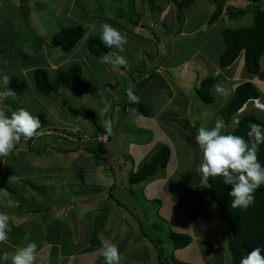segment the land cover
I'll list each match as a JSON object with an SVG mask.
<instances>
[{
    "label": "rangeland",
    "instance_id": "1",
    "mask_svg": "<svg viewBox=\"0 0 264 264\" xmlns=\"http://www.w3.org/2000/svg\"><path fill=\"white\" fill-rule=\"evenodd\" d=\"M199 3L200 0H0V74L27 82L22 94L5 96L2 93L9 87L0 79V98L4 101L0 100V108H4L9 116L25 108L35 116L44 113L49 120L46 128L31 139L24 140L22 137L14 147L15 151L28 153V149L31 152L28 153L30 158L26 154L29 163L27 158L15 157L14 151L5 156L7 162L11 160L6 175L9 178L13 174L15 178L10 179L25 200L21 207L29 222L35 216L34 207L27 200L29 189L32 193L46 190L55 203L64 204L73 197L75 203L79 204L77 199L84 203L78 213L71 214L69 208L63 210L62 217L70 231L77 229L84 211L98 209L99 214L92 212L82 221L87 230L92 224H97V229L103 227L99 231L100 237H121L125 229L122 223L119 226V222L123 219H127L129 224L131 220L141 221L136 224L144 225L142 233L148 234L153 244L159 247V241L162 245L165 263L177 264L172 260L174 246L169 240L170 232L191 236L188 234L190 230L199 231L200 240L196 243L205 258L213 256L210 244L204 241L209 238L212 241L221 239L228 252L226 224L221 220L216 205L213 201L212 207L206 201L200 204L198 198L192 195L196 193L210 200L203 189L205 178L197 171L202 151L194 141L195 135L200 127L213 128L216 120L222 119L217 110L219 100L210 104L203 102L196 94V87L204 77L215 73L210 70H213L222 52L220 30L245 26V19L222 17L208 24L211 15ZM249 3L234 7L252 9V3ZM182 6L192 14L184 12L183 15ZM261 7L264 8L262 3ZM252 12L248 11L245 15ZM179 14L180 19L177 18ZM102 23L127 34L128 40L123 49L112 46L107 54L123 56L125 65L118 67L101 63L88 51V40L101 37ZM72 25H81L85 31L74 48L64 51L49 45L57 32ZM180 28L184 30L182 35L178 33ZM39 40L45 44H39ZM202 57H207V61ZM185 61L191 67L185 66ZM72 65L81 67L82 79L89 84L83 93L62 85L50 95L38 91L34 82L35 69H46L49 78L53 79L57 70ZM183 65L189 68H183ZM167 67L174 69L169 72L174 79L165 78ZM196 68L200 71L196 72ZM183 69L190 70V74L180 79ZM246 74L243 71V75ZM145 79L147 83L138 91V96L149 110L148 117L130 108L124 109L126 89L130 83L138 86ZM182 81L187 85L186 101L182 100L184 98L179 90ZM224 85V81L223 85L220 82L222 88ZM172 95L176 101L168 103ZM182 103L187 105L186 109ZM83 111L94 112L104 132H97ZM244 111L248 112L249 108ZM232 123L235 121L230 125ZM230 125L225 124L224 133L231 132ZM137 140L136 147H131V142ZM160 144H168L174 150L167 167L159 172L162 175L174 174L170 182L178 192H172L171 197L161 194L158 187L150 184V178L143 184L133 185L135 189L131 191L130 172L147 162ZM85 145H95L97 149L102 147L107 159H98L84 149ZM1 171L4 172V169L1 168ZM6 181V188H12L11 182ZM183 184L192 186V192H185L181 187ZM166 201L173 203L166 204ZM43 204L46 202L38 203V207L43 208ZM113 204L126 206L132 214L126 209L117 216H112L114 211L105 212L111 205L115 209ZM175 207L180 209L178 213L174 211ZM197 208L200 211L193 215V210ZM61 210L62 207H56V212ZM42 212L38 211V214ZM74 215L78 216L71 225ZM50 221L51 217L47 214L39 225L28 224L30 226L25 227V232L32 233L31 237L36 238L33 235L35 228L42 225L43 231L47 232ZM189 221H192L189 223L191 227L187 223ZM205 224L211 227L206 228ZM54 228L55 231L67 230L58 228L56 224L51 229ZM68 234L65 233V237ZM72 247L65 245L64 248L73 252L75 248ZM179 253L192 254L184 250ZM218 258L221 259V255L216 256L217 261ZM127 262L122 259L120 264ZM102 264H105L104 258ZM207 264L214 263L210 261Z\"/></svg>",
    "mask_w": 264,
    "mask_h": 264
},
{
    "label": "trees",
    "instance_id": "2",
    "mask_svg": "<svg viewBox=\"0 0 264 264\" xmlns=\"http://www.w3.org/2000/svg\"><path fill=\"white\" fill-rule=\"evenodd\" d=\"M216 9L210 17L208 23L213 24L218 21L224 12L229 13V16L235 18H241L248 11L255 13L254 21L251 26H244L239 28H225L222 30L223 51L219 57V64L221 67H229L235 62L242 51H245V72L247 76L249 74L263 76L264 72L261 71V57L264 54V8H258L254 2L258 0H248L252 2L251 8H235L233 5H227L225 7L224 0H215ZM181 14L178 15L179 19ZM85 35L83 26L72 25L62 28L57 32L49 42L52 47L61 48L64 51H69L75 47L77 42ZM39 44L43 41L39 40ZM88 51L100 58L108 54L109 48L105 46L100 38L91 37L87 43ZM219 75L212 74L204 77L200 85L196 88L197 96L205 103H213L215 101L211 89L218 81ZM35 86L41 93L45 95L53 94L57 91L59 86H65L72 91L83 93L89 86V84L82 79V69L78 65H72L67 69H59L53 79H50L48 72L44 68H37L34 71ZM147 81L146 79L138 86L134 87V93L138 96V91L141 90ZM7 86L17 94H22L27 88V82L18 79L11 78ZM139 97V96H138ZM261 97L260 90L249 80H245L236 86L234 93L228 103L221 109V115L226 124H229L231 118L237 113L249 100L259 99ZM135 109V111L141 113L144 116H150L149 110L146 105L140 100L138 104H130L128 99L124 104V109ZM85 118L95 126L97 132H104V128L98 123V118L94 112L83 111ZM41 126L36 131L39 132L46 128L49 124V120L44 113L38 114ZM251 123H257L264 125V119L256 116L253 113L244 114L239 120L236 127L227 133L243 136L246 140L249 139L248 131L250 130ZM35 133V134H36ZM99 134V133H98ZM107 144V143H106ZM105 144H102V146ZM91 154L98 159L106 160L103 155V148H96L95 145L84 146ZM73 149V148H71ZM258 160L264 165V144L259 146ZM172 156V150L168 144H160L151 158L144 162L138 169H134L129 174L130 189L133 191V185L140 184L145 180L152 178L160 170L167 167ZM206 185L203 187L205 194L216 204L218 213L221 220L226 224V237L227 245L231 252L230 264H239L240 259L251 252L255 247H261L264 249V185L254 193V203L247 208H232L229 192L232 189L231 185H227L223 182V178L217 177H205ZM117 179V177H116ZM182 181V179H180ZM182 189L187 192H192V186H186L183 184ZM121 192V191H120ZM121 207L128 210V208L122 204ZM199 208L193 210V215L199 212ZM129 212V210H128ZM131 213V212H129ZM132 214V213H131ZM139 218L141 215L137 214ZM141 222V221H140ZM144 228V225H141ZM148 235V234H147ZM149 236V235H148ZM150 237V236H149ZM169 240L172 245L179 249L188 246L192 238L191 236L183 233L170 232ZM159 245V260L161 262L166 261L163 254L160 242ZM73 248V247H72ZM170 264V263H165Z\"/></svg>",
    "mask_w": 264,
    "mask_h": 264
},
{
    "label": "crops",
    "instance_id": "3",
    "mask_svg": "<svg viewBox=\"0 0 264 264\" xmlns=\"http://www.w3.org/2000/svg\"><path fill=\"white\" fill-rule=\"evenodd\" d=\"M224 2H225V7H227V5H233L236 7L246 6L249 2H250L249 4L252 3L251 1H248V0H234V1L224 0ZM257 3L259 6H261V3L264 5L263 0H258ZM199 4L204 5L206 7L207 11L209 12V15H212L216 9L215 0H200ZM180 10L183 13V15H185L184 12H187L188 14H192V12L184 6H182ZM222 17H226L229 19L235 18V17L229 16V13L227 12H224ZM222 17L220 19H222ZM254 17H255L254 13L252 12V14L243 15L241 18L245 19V24H244L245 26H251L253 24ZM177 18L179 17L177 16ZM241 27H244V26H241ZM222 30H220L221 32L218 34L221 36V46H222V51H223L224 45H223V40H222ZM183 31H184L183 28H180L178 33L182 35L184 33ZM220 54L218 55L217 60L214 63V68H212L213 70H210L219 75L218 81L214 84V86L211 89V93L215 99L213 103H216L217 100H219V103H220L219 107L217 108L218 112L220 113V110L231 99L236 86L245 80H249L253 84H255V86L260 90L261 97L259 99L249 100L245 104L244 108H242L236 114L237 118L239 119L240 117H242L244 114H247V113H253L256 116L264 119V75L263 76L262 75L261 76L252 75V74H249V76L243 75V71L245 72L244 51L240 54L239 58L233 63V65H231L230 67L224 68V69L219 64ZM202 58L205 61H207V57H202ZM184 63H185V66L187 65L191 67V65L188 62L185 61ZM185 66L183 65V68H189ZM157 69H159V67H157ZM173 70L174 69H171V67L170 68L167 67L165 69V71L167 72L165 78H169V80L170 78L174 79L172 75L169 74V72H172ZM189 71L190 70L184 71L183 69L182 73L179 76L180 79L183 78L184 75L186 78L190 74ZM199 71H200L199 68H196V72H199ZM261 71L262 73L264 72V54L261 57ZM213 72H208V73L210 74ZM223 81L225 82V85L223 86V89H225V91L218 92L217 85L220 86V82L223 85ZM184 82L185 81H182L179 90H180V94H182V98H184L182 100L186 101V99H188L186 96L188 91L186 89L187 85H185ZM191 90H192V85H191ZM169 99L170 100H168V103L176 101L174 100L173 95L170 96ZM182 106L184 107V109H186L187 105L182 103ZM246 107L249 108V111L248 112L244 111L243 113V110L246 109ZM260 109L262 110L259 112L258 110ZM237 118L232 119V122L235 121V123H232V125H230L231 126L230 130H232V128L233 129L235 128L236 123H237ZM146 135H149V134L147 133ZM136 142H138V140L132 141L130 144L131 147H136ZM170 148L172 150V153L174 154L173 152L174 150L172 146H170ZM18 149L20 150V148ZM15 150L17 149L13 150L14 156L22 157L21 159L27 158L26 154L31 153L30 151H28V149H26L28 153L26 152L23 153L22 151H15ZM154 150L156 151V148ZM30 157L31 155H29V158ZM26 160H27L26 162L29 163L28 161L29 159L27 158ZM10 163H11V160L7 162L5 156H3V158L0 157V183H1L0 184V213L7 214L10 217V222L12 225V231L9 233L8 239H6L5 241H0V258H2L5 253L9 254V257H10L12 254H15V251L17 250V248L22 247L26 245L27 243L35 242L38 246V250H37V254H36L33 264H102V258H103L102 243L106 241H112L113 243H117L122 259L128 261L127 263H123V264H165L164 262H161L159 260L158 246L152 243V239L149 236H147V234L142 233L141 225L136 224L140 221L131 220L130 221L131 223L129 224L127 219H123L122 222L118 223L119 226H121V223H122V227L125 229V233H123L121 237H112L110 235H108L107 237L105 236L100 237L99 231L103 227H99L97 229V224H92L91 229L87 230L85 228V223H82V221H84L85 216L98 210V209L97 210L94 209L92 211H87V212L84 211L82 213L83 217L81 221L77 224V229L74 228L72 231H70V227L66 224L65 220L62 217L63 216L62 213H63V210H66L68 208L71 214L78 213V211L81 208H83L84 203L80 202V200L78 199H77V202H79V204L75 203V200H74L75 197L66 200L64 204L63 202L55 203L56 201L50 196V194L48 193L49 191L43 190L42 192H40L39 190V192L34 191L32 193V191L29 189V192H28L29 199L27 200H28V204L34 207L32 208V210L35 215L34 220L29 222L28 218L24 217V213L21 207L23 204L22 201L25 202V200L24 198L21 197V194H19V190L14 188L12 184L13 182L11 179L13 178V174H11L12 176L10 175L11 177L9 178L6 175L7 170H8V164ZM1 168L4 169V172L1 171ZM134 169L136 168L134 167ZM173 176L174 174H172V172H170L169 174H164V175H162L159 172L155 176L150 178L152 179L150 184L154 185L155 187H158L159 188L158 191L161 194H166L170 196L172 192L174 191L178 192V189H175V186L172 185V182H170L171 181L170 178ZM6 180L11 182L10 184L12 185L11 186L12 188H6L8 186V182ZM198 180H201V178ZM48 183L51 184V182H48ZM192 195L198 198L200 204L206 201L208 202L207 204L211 207L213 204L214 206L216 205L214 202L212 204V201L208 200V198L206 197L203 199L200 195L196 193H193ZM112 198L114 199V197ZM43 201H45L46 204H43L44 205L43 208H39L38 203L43 202ZM167 203H173V202L166 201V204ZM66 205L67 207L65 208L64 206ZM57 206L59 207V209L62 207V210L60 212H56ZM113 206L115 207V209H113L111 205L107 207L105 212H107V210H109L110 212L114 211L115 213L112 214V216L114 215L117 216L120 212L125 211V208L121 207L120 204H113ZM198 207H200L201 209V206L198 205ZM41 210H43V212L38 214V211H41ZM179 210L180 209L178 207H175L174 209L176 213H178ZM96 213L99 214L98 211ZM47 214H49L51 217L50 227L47 228L48 230L47 232L43 231L42 225L39 226L38 229L35 228V232L33 231L35 233V234L33 233V235H35L37 239L35 237H31L32 233L29 234V232L27 233L25 232V227L28 228L30 226V225L28 226V224L39 225V223L46 217ZM76 216L78 215H74L71 218V225H72V221L74 220ZM58 217L60 218L56 220V218ZM191 222L192 221H189L187 223L189 224ZM55 224L58 225V228L63 227L67 230L66 231L64 230L55 231L56 227L54 229H51L55 226ZM132 224L134 225L131 226ZM189 227H191L190 224H189ZM204 227L210 228L211 226L209 224H205ZM65 233H69L68 236L65 237ZM188 234L192 236L191 243L184 248L177 249L174 247L172 251L173 252L172 260L176 261L177 264H207L210 261H212L214 264H230L231 252L228 246H227L228 252L226 251V245L222 243L221 239H218V240L215 239L214 241H212L209 238V239L204 240L210 244V247L212 250L211 253H213V256L211 255L205 258V256H202V254H200L199 246L196 243V240H200V232L190 230ZM65 245H72L73 248H75V250L73 252L69 251L64 248ZM160 247H162V245ZM182 250L187 251L188 253L192 252V254L190 255V254L179 253ZM217 255H221V259L218 258L219 259L218 261L216 260ZM0 264H11V259L9 258L7 261H2L0 262Z\"/></svg>",
    "mask_w": 264,
    "mask_h": 264
},
{
    "label": "clouds",
    "instance_id": "4",
    "mask_svg": "<svg viewBox=\"0 0 264 264\" xmlns=\"http://www.w3.org/2000/svg\"><path fill=\"white\" fill-rule=\"evenodd\" d=\"M254 4L259 6L257 2H254ZM100 27L102 43L109 48L116 46L122 50L128 40L127 34L122 33L108 23H102ZM99 60L101 63L118 67L126 64L125 58L119 55L110 56L106 54L100 57ZM0 79L5 85L9 83L7 75L0 74ZM134 87L135 85L130 83V86L126 89L130 104L140 102V98L134 93ZM217 91L224 92L225 89L217 85ZM2 94L5 96L15 95L10 88ZM0 100L3 102L2 98ZM131 111L135 112V109H131ZM237 113L233 115L234 118L232 117L230 122H232V119H236ZM222 119H217L213 128L200 127L195 135L194 141L202 151V160L197 171L205 177H222L225 184L232 186L229 192V196L232 198L231 207L247 208L254 203L256 190L264 185V165L258 160L257 155L259 146L264 144V125L251 123L247 134L249 139L246 140L243 136L224 133L223 129L226 123ZM239 119H237L236 125ZM40 126L39 117L33 115L28 109L21 108L12 112L9 116L4 108H0V157L9 155L22 137L24 140L31 139ZM11 231L10 217L7 214L0 213V241L8 239ZM37 250V244L30 242L17 248L15 254L10 257L9 254L5 253L0 258V262L7 261L10 258L11 264H33ZM102 254L105 264H120L122 259L118 246L112 241L102 243ZM239 264H264V249L261 247L253 248L251 252L240 259Z\"/></svg>",
    "mask_w": 264,
    "mask_h": 264
}]
</instances>
